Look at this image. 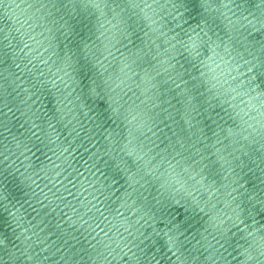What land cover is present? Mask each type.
Listing matches in <instances>:
<instances>
[{
    "label": "water",
    "instance_id": "1",
    "mask_svg": "<svg viewBox=\"0 0 264 264\" xmlns=\"http://www.w3.org/2000/svg\"><path fill=\"white\" fill-rule=\"evenodd\" d=\"M146 3L152 7L142 6L134 11L138 14L137 19L143 28L140 35L158 55V61H153L155 68L149 71L152 76H156L157 72L161 74L156 76V80L161 84L157 88H152L151 84L147 83H141L137 87L140 82L136 77L132 80L125 78V84L116 88V92L120 95L128 93L125 99L131 97L128 104L133 113H138L142 118L141 123L149 115L156 118L153 130L147 132L151 139L145 140L154 152L163 149L169 140L182 138L187 147L196 144L209 160L215 162L214 167L221 176L227 179L221 181L220 176L215 177L217 183L209 190L207 182L202 181L196 172L189 170V174H184L187 181L185 186L199 201V207L203 211L197 209L193 212L191 197L186 201L177 196L175 200L167 201L162 210H157L155 216H146L143 209L128 201V205L123 207L117 202L112 206L114 209L112 212L105 210L104 215L107 219L101 217L99 213L94 214L93 210L82 220L80 216L86 211L85 197L91 200L92 196L89 193L93 192L92 186L101 187L104 182V177L99 172L93 175L92 172L95 170L90 171L94 160L93 154H102L103 146L108 143L99 135V130L93 123L96 113L102 110V106L95 104L93 111L90 112L75 99V93L68 96L69 90L64 89L59 79L55 85L53 84L48 66L41 62L40 53H43L44 59H48L51 53V49L48 52H44L43 49L48 45L45 37L53 35L48 29L57 27L50 23L51 17L48 16L49 11L54 10L42 7L40 0H0V29L3 30L0 31V40L7 36L4 44H11L8 49L7 65L0 66L8 68L5 73L8 77L7 82L0 79V85L7 89L8 107L5 108L3 102H0V108L7 113L8 128L11 131L0 126V132L7 137L9 162L15 161L23 151V147L17 145L20 141H25L29 135L26 129L31 126L30 118L34 119L32 111H39L42 115L44 112L51 114L54 106L61 109L58 113L61 123L56 125L60 132L59 138H56V132L49 129L56 140L52 145L55 154L48 152L51 161L45 160L46 174L41 173L44 179L37 181L48 195V200H44L43 203L49 204V201L52 203L45 209L32 198L30 200L32 207L24 204L22 208L17 205L18 211L12 209L15 218L0 209V217L6 218L11 225L3 224V220L0 219L2 224L0 264H9L8 252L19 258L16 264H256V261L246 259L248 243L241 237L246 236L249 243H254V237L259 238V233L255 230L264 225V214L256 215V221L259 223L253 224V235H248L247 228L243 233L238 232L236 228H232L233 220L228 219L229 216L235 219L231 207L228 206L232 199L228 193L234 186L232 181L237 179L236 173L242 177L240 182L245 189L252 191L254 187L257 189L264 187L260 183L261 179H264V172L261 171L264 168V148L261 147L264 144V108L261 107V102L254 98L255 94H245L241 91L230 105L224 106L228 110L227 113L217 108L215 111L209 109L208 113L201 115L196 113L186 115L179 96L183 84H180L179 88L170 82L169 85H163V80L167 78L164 71L166 65L162 63L167 59L164 49L169 48L166 40L172 36L171 32H168L167 37L162 35L167 32L166 20L170 19L167 16L168 9L159 7L153 0H146ZM160 3L162 4L163 0H160ZM228 15L231 16L230 13ZM99 18L105 27H111L104 16ZM232 19L236 21L240 33L247 36L248 42L264 40V34L261 32L253 30L249 35L240 27L241 24L247 25L248 21L237 20L236 17ZM251 19L249 16V20ZM248 27L251 28V25ZM256 27L259 28L260 25L257 24ZM99 34L97 32V35ZM243 36L240 38L243 39ZM41 41L43 47L38 43ZM211 67L215 68V65ZM41 70L45 75H40ZM52 71H55V67ZM220 72L221 69H215V74ZM232 74L238 76L240 80L244 79L236 71ZM212 75L213 73L209 72V78ZM116 83L119 84V80ZM169 86L175 89V93L167 90ZM129 88L132 91H128ZM57 99L63 100V103L57 104ZM162 109H167V113H164L167 127L160 123V117L157 115ZM217 112L219 116L216 115ZM209 115L212 119L208 118ZM220 117H223V120ZM3 119L4 117L0 115V120ZM213 120L222 124L225 129L220 133L222 144L216 142V137L209 129L210 126L219 132ZM21 124L25 127H20ZM137 127H140V124H137ZM142 130L147 131L146 128ZM225 136L228 138L224 139ZM2 139L3 137H0V140ZM153 141L160 149L154 147ZM236 157H239V160ZM20 158L23 159L22 156ZM240 161L247 165L243 170L237 166ZM190 176H194L195 179H191ZM166 177L175 178L165 173L161 179ZM221 183L228 187H221ZM45 184L47 187H44ZM37 191L39 192V189ZM53 193L56 195L53 196ZM232 195L236 193L233 192ZM60 196L66 197V200L62 202L57 199ZM56 205L59 207L56 208ZM98 206L104 207L103 204ZM33 208L36 211H33ZM117 208L123 215L115 211ZM84 220L88 221L87 224L83 222ZM177 224L181 225L180 231L183 235L176 231ZM240 227L244 228V225ZM184 228H187V231H184ZM228 228H231V233H228L231 240L221 248L216 240L221 239V232ZM261 230L264 231V228ZM232 233L235 235L232 236ZM172 235L177 238L175 241L169 239ZM258 260H264V257H258Z\"/></svg>",
    "mask_w": 264,
    "mask_h": 264
},
{
    "label": "snow or ice",
    "instance_id": "2",
    "mask_svg": "<svg viewBox=\"0 0 264 264\" xmlns=\"http://www.w3.org/2000/svg\"><path fill=\"white\" fill-rule=\"evenodd\" d=\"M40 3L42 7L54 10L49 11L48 16L51 17L50 23L57 26L48 29L53 33L51 37H45L48 45L43 50L48 52L51 49L48 59H44L43 53H40L41 62L48 66V71L53 77V84L55 85L59 79L64 89L69 90L68 96L75 93V99L90 112L93 111V105L102 106V110L96 113L93 123L99 130V135L108 143L103 146L102 154H93L94 160L90 171L95 170L92 172L93 175L99 172L104 177V182L101 187L92 186L93 192L89 193L92 199L88 200L85 197L86 211L80 218L83 220L84 216L94 210V214L99 213L101 217L107 219L104 215L105 210L112 212L114 210L112 206L117 202L123 207L128 205V201L143 209L146 216H155L157 210H162L167 201L175 200L177 196L186 201L191 197L193 212L197 209L203 211L199 207V201L185 186L187 181L184 174H189V170L196 172L202 181L207 182L209 190L217 183L215 177L220 176L221 181L227 177L221 176L214 167L215 162L209 160L196 144L187 147L182 138L169 140L163 149L153 141L154 147L160 149L154 152L145 140L151 139L147 132L153 130L156 118L149 115L141 123L142 118L138 113L134 114L128 104L131 97L125 99L128 93L120 95L116 92V88L125 84V78L132 80L136 77L140 82L137 87L141 83L151 84L152 88H157L161 84L156 80V76L161 74L157 72L156 76H152L149 71L155 68L153 61H158V55L140 35L143 28L137 19L138 14L134 11L142 6L152 5L147 4L146 0H40ZM153 3L168 9L167 16L170 19L166 20L167 32L162 35L167 37L168 32L172 33L171 38L166 40L169 48L164 49L167 59L162 63L166 65L164 71L167 78L163 80V85H169L170 82L179 88L180 84H183L179 96L186 115L191 116L192 113L201 115L208 113L209 109L215 111L217 108L227 113L228 110L224 106L230 105L241 91L245 94H255L254 98L259 100L261 107L264 108V40L248 42L247 36L240 33L236 21L232 19L236 17L237 20L248 21L247 25L241 24L240 27L249 35L253 30L264 34V0H163L162 4L160 0H153ZM100 16L105 17L110 28L101 23ZM249 16L252 17L251 20ZM257 24L260 25L259 28L256 27ZM248 25H251V28ZM97 32L100 34L97 35ZM4 40H7V36ZM4 40H0L2 45L0 66L7 65L8 49L11 47V44H4ZM38 43L43 47L42 41ZM53 56L55 59H52ZM211 65H215V68ZM53 67L55 71H52ZM215 69H221V72L215 74ZM7 71V67L0 68V79L5 82L8 79L5 75ZM233 71L238 72L244 79L240 80L238 76L233 75ZM209 72L213 73L210 78ZM40 75H45L43 70ZM117 80L119 84L116 83ZM167 90L175 93V89L170 86ZM128 91L132 89L129 88ZM6 92L7 89L0 85V102H3L5 108L8 107ZM56 103L62 104L63 100L57 99ZM60 112L61 109L56 106L51 110V114L44 112L41 115L39 111H32L34 119L30 118L31 126L26 129L29 135L25 141L18 143L17 146H22L23 151L15 161L9 162L7 137L0 132V137H3L0 140V209L13 218L15 214L12 209H17V205L22 208L24 204L32 207L30 203L32 198L45 209L52 203V201H49V204L43 203L44 200H48V195L37 181L44 179L41 173L46 174L45 160L51 161L48 152L55 154L52 145L56 140L49 129L56 132L58 139L60 132L56 125L61 123V117L58 115ZM164 113H167V109H162L157 115L160 117V123L167 127ZM0 115L4 117L0 120V126L11 131L8 128L7 113L2 108ZM216 115L219 116V112ZM208 118L212 119L211 115ZM220 119L223 120V117ZM213 123H216L219 132L210 126L209 129L216 137V142L222 144L220 133L225 129L215 120ZM137 124H140V127H137ZM20 127L23 128L25 125L21 124ZM143 128L147 131H143ZM13 138H16L15 135ZM261 147L264 148V144ZM236 159L239 160V157ZM252 162L255 163L254 160ZM237 166L243 170L247 165L240 161ZM261 171L264 172V168ZM165 173L175 178L161 179ZM236 176L237 179L232 181L234 186L228 193L232 197L228 206L231 207L235 219L233 216H229L228 219L233 220L232 228H236L238 232L243 233L247 228L248 235H253V224L259 223L256 221V215L264 214V187L259 189L254 187L249 191L240 182L242 179L240 174L236 173ZM190 178L195 179L194 176ZM260 183L264 185V179H261ZM221 187L228 186L221 183ZM182 191L184 195L181 196ZM233 192L236 195H232ZM55 195L53 193V196ZM57 199L63 202L66 197L60 196ZM98 204H103L104 207L101 208ZM58 207L59 205H56V208ZM52 210L55 211V208ZM33 211L36 209L33 208ZM115 211L123 215L118 208ZM0 219L3 220V224L11 226L6 218ZM83 222L87 224L88 221ZM240 225H244V228ZM261 228H264V225H261ZM261 228L255 230L259 233V238L254 237V243H249L246 236L241 237L248 243L246 259L256 261V264H264V260H258V257H264V231ZM180 229L181 225L177 224L176 231L183 235ZM184 231H187V228H184ZM228 233H231V228L221 232L223 242L221 239L216 240L221 248L231 240ZM234 235L235 233H232V236ZM169 239L175 241L177 238L172 235ZM8 256L9 264H16L19 259L11 252H8Z\"/></svg>",
    "mask_w": 264,
    "mask_h": 264
}]
</instances>
